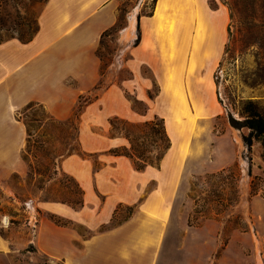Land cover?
<instances>
[{"label":"rangeland","instance_id":"1","mask_svg":"<svg viewBox=\"0 0 264 264\" xmlns=\"http://www.w3.org/2000/svg\"><path fill=\"white\" fill-rule=\"evenodd\" d=\"M46 1L0 0V21L6 19L8 26H14L16 10L39 27L38 14ZM233 1L209 0L211 9L221 7L226 16L221 24L217 13L209 30L200 29L202 20L197 11L190 18L189 29L175 30L176 23L183 22L180 16L161 14L159 23L147 27L146 41L135 43L138 18L153 10V2L117 0L116 28L103 36L102 31L93 51L95 72L66 81L82 96L76 98L70 113L79 102L84 105L77 118L80 153L58 157L57 179L43 190L27 178L28 164L23 157L25 175L12 174L0 183V231L15 246L24 236L32 237L40 220L55 214L42 203L59 197L58 179L68 174L85 190L84 206L69 208L71 228L81 235L109 226L115 211V223L131 208L133 211V205L117 208L112 192L117 180L121 184L132 180L133 187L143 185L142 196L159 185L171 192L170 205L177 223L188 215V225L213 224L215 249L210 264H257L258 256L264 260V169L258 171L257 167L260 145L255 142L248 151L242 141L248 130L232 127L227 118L228 112L239 118L241 99H252L264 109V84L249 85L264 64V25L257 1H246L256 27L255 36L247 39L243 16L229 8ZM131 17L135 24L132 32L128 30ZM10 34L0 32L3 38ZM171 75L177 80H171ZM175 93L183 94L185 104ZM154 115L163 118L171 142L158 167L137 171L129 159L107 151L121 144L110 129V119L137 122ZM32 117L29 112L28 118ZM28 127L31 142L42 140L38 146H44L38 150L32 146L27 155L30 163L42 162L48 149L57 154L64 147L56 139L55 126L48 128L49 138L39 137L44 129L37 122H29ZM26 150L25 139L22 152ZM207 237L201 235V249L209 239L212 244L211 235ZM31 251L29 242L23 252L31 255ZM40 264L46 261L41 259Z\"/></svg>","mask_w":264,"mask_h":264},{"label":"crops","instance_id":"2","mask_svg":"<svg viewBox=\"0 0 264 264\" xmlns=\"http://www.w3.org/2000/svg\"><path fill=\"white\" fill-rule=\"evenodd\" d=\"M208 2L155 0L151 15L138 18L139 43L146 41L147 27L159 23L161 14L180 16L183 22L176 23L175 30L189 29L195 11L202 20L201 30L211 28L217 13L222 24L226 17L224 9H211ZM116 6L117 0H47L38 14L39 27L31 40L21 42L12 37L0 41L1 184L12 174L22 177L26 172L21 156L25 126L15 118V110L36 101L57 119L71 115V107L81 95L66 81L95 72L93 51L99 34L115 23ZM257 167L258 171L264 169L262 159L257 161ZM131 182L121 184L117 180L112 192L117 207L134 206L132 214L87 236L71 228L69 216V208L78 210L85 204V190L80 183L84 199L80 208L56 200L43 201L45 210L69 220L70 224L60 226L47 219L40 220L32 237L24 236L19 246L0 231V264H40L41 259L46 264H210V254L215 249L213 224L205 221L198 226L188 225V215L177 223L170 205L171 192L168 194L159 185L142 196L143 185L133 187ZM77 221L86 224L81 219ZM206 234L208 239L211 235L212 244L209 239L201 249L200 238ZM29 242L33 247L31 255L26 254L29 251L23 252ZM256 263L264 264V260L258 256Z\"/></svg>","mask_w":264,"mask_h":264},{"label":"trees","instance_id":"3","mask_svg":"<svg viewBox=\"0 0 264 264\" xmlns=\"http://www.w3.org/2000/svg\"><path fill=\"white\" fill-rule=\"evenodd\" d=\"M246 1L248 0H234L229 8L231 11L233 10L243 16V26L246 30V37L248 39L255 36L256 27L253 22L254 18L248 13ZM256 1L260 10V17L263 21L262 25H264V0ZM152 2L154 6L155 0H152ZM151 13L152 11L146 15H151ZM6 21V19L0 21V32L6 31L10 32L11 34L6 35L7 37L5 38L0 35V41L16 37L22 42H27L31 40L38 30V26L36 27L32 20L28 21V19L21 17L16 10L12 19V25L18 26L22 24L23 28L15 29L14 26H8ZM30 27H32L31 32H29ZM136 27L137 37L135 39V43L139 41L140 37L138 23ZM115 28L116 25L114 24L107 30H104L101 33V36L105 35L108 31L114 30ZM25 30H27V32H25ZM225 49L226 48H224V50ZM257 84H264V64L259 67L258 71L256 72V77L249 82V85ZM81 97L82 96H79V99ZM83 106L84 105L79 102L71 115L65 120L55 118L45 109L41 103L36 101H29L22 107L15 110V118L23 122L26 131L25 139L28 150H26L24 153L22 152V157L28 164L27 178L32 179V184L39 191L43 190L45 186H47V184H49L52 180L57 179L58 170L56 168V163L59 161L58 157L70 155L72 151L80 153V148L78 147L79 126L77 123V118ZM37 111H40V113L37 114ZM29 112L32 113V118H28ZM238 114L239 118H235L231 113L228 112L227 118L229 124L237 129L246 128L248 130L245 135H242L243 143L247 147L248 151L250 150L253 143H259L261 150L260 157L264 161V109L252 99H241L239 102ZM29 122H37L39 127L44 129L39 134V137L41 136L49 138V136H51V132L50 129L48 130V128L55 126L57 128L56 139L64 146L62 147L61 151L57 154H54L48 149L45 155H42V162L39 161L37 163L35 162L34 164L30 163L28 161L27 155L28 151L32 149V146L35 150L42 149L44 146H38L43 144H41V142H43L42 140H37L36 142L33 140V142H31L32 134L29 131ZM109 126L116 137L120 138L121 144L107 151L115 156H123L130 159L134 168L138 171H142L148 166L158 167L165 153L170 148L171 142L166 132L163 118L156 115H154L152 118L137 122H130L123 118L114 117L109 120ZM32 157L35 159L36 154L33 153ZM58 182L61 186V191L59 193V197L54 200L66 203L73 208L82 207L84 202L83 190L79 183L68 174L62 175V178L58 179ZM128 208L130 209L131 207ZM115 212L110 219L111 222L109 223V226H113L129 217L132 214V208L130 209L129 214L123 218V220L117 223H115L113 220ZM47 217L56 225L67 226L70 224L69 220L64 219L56 214H48ZM109 226L102 227L105 229Z\"/></svg>","mask_w":264,"mask_h":264},{"label":"bare ground","instance_id":"4","mask_svg":"<svg viewBox=\"0 0 264 264\" xmlns=\"http://www.w3.org/2000/svg\"><path fill=\"white\" fill-rule=\"evenodd\" d=\"M134 17V16H133ZM133 17H131V19H129V30L132 32V28H133V25H134V18ZM170 79L171 80H177V79H175L172 75L170 76ZM169 79V80H170ZM175 97H176V99L181 103V104H185V100H184V96H183V94H179V93H175Z\"/></svg>","mask_w":264,"mask_h":264}]
</instances>
